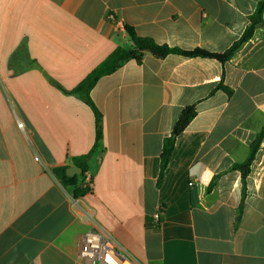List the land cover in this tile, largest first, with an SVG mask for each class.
<instances>
[{"label":"crops","instance_id":"0c3cea01","mask_svg":"<svg viewBox=\"0 0 264 264\" xmlns=\"http://www.w3.org/2000/svg\"><path fill=\"white\" fill-rule=\"evenodd\" d=\"M260 1L0 0V264H85L94 226L135 264H264V139L244 197L235 169L264 126V23L225 63L146 52L100 78L98 142L93 109L72 93L132 47L128 26L159 45L223 53ZM190 105L197 114L157 187L164 141ZM89 154L65 186L54 169Z\"/></svg>","mask_w":264,"mask_h":264},{"label":"trees","instance_id":"16d2710c","mask_svg":"<svg viewBox=\"0 0 264 264\" xmlns=\"http://www.w3.org/2000/svg\"><path fill=\"white\" fill-rule=\"evenodd\" d=\"M263 12H264V0H261L257 6L255 13L250 17V22L247 25V28L239 40L234 42L225 52L223 53H212L204 49L196 48L193 50H182L179 48L169 47L168 45H159L151 38L139 36L132 27H126V31L131 39L132 47L124 48L118 47L114 50L102 63H100L87 77L72 90V93L79 96L84 100L94 111L96 116L97 124V142L101 137L100 131V120L101 114L96 108L95 104L91 98V92L100 78L110 75L121 68L130 60H136L140 62L146 52L151 53L157 58H165L169 54H178L184 57H201L209 58L220 61L221 63L227 62L233 54L238 50V48L245 42H247L254 34L255 28L259 24H263ZM226 91L228 88L220 86ZM197 114L196 105H190L186 107L177 123L175 124L172 133L164 141L163 151L161 154L160 162V172L157 181V187H161L165 171L171 160V156L175 147L176 138L181 134L193 120ZM264 139V126L261 131L257 134L255 140L250 146V151L247 159L242 164L235 165V169L241 171V181L243 184L242 195L245 196L246 188V179L250 173L251 165L255 159V155L258 152L261 143ZM90 157V154L87 157L80 158L75 160V164L82 169V175L88 171V164L86 160ZM68 167H60L54 169L55 175L61 180L65 186H76V177H69L67 175ZM214 186V181L211 182L208 190L210 191ZM87 191V188H82L80 186L75 189V196H83Z\"/></svg>","mask_w":264,"mask_h":264},{"label":"built area","instance_id":"2783aa9c","mask_svg":"<svg viewBox=\"0 0 264 264\" xmlns=\"http://www.w3.org/2000/svg\"><path fill=\"white\" fill-rule=\"evenodd\" d=\"M23 129V123H19ZM39 161V157L35 158ZM81 214L92 221L90 213L80 207ZM159 219V214L157 215ZM79 261L85 264H135L133 261L125 257L115 239L106 231L94 226L86 234L83 235L79 247Z\"/></svg>","mask_w":264,"mask_h":264},{"label":"water","instance_id":"95a60500","mask_svg":"<svg viewBox=\"0 0 264 264\" xmlns=\"http://www.w3.org/2000/svg\"><path fill=\"white\" fill-rule=\"evenodd\" d=\"M82 169H80L79 167H76V166H74V165H72V166H69L68 168H67V175L69 176V177H74L75 175H77V174H82Z\"/></svg>","mask_w":264,"mask_h":264},{"label":"rangeland","instance_id":"374dc122","mask_svg":"<svg viewBox=\"0 0 264 264\" xmlns=\"http://www.w3.org/2000/svg\"><path fill=\"white\" fill-rule=\"evenodd\" d=\"M81 181H82V178H81V177H79V184H81Z\"/></svg>","mask_w":264,"mask_h":264},{"label":"bare ground","instance_id":"6f19581e","mask_svg":"<svg viewBox=\"0 0 264 264\" xmlns=\"http://www.w3.org/2000/svg\"><path fill=\"white\" fill-rule=\"evenodd\" d=\"M125 264H129L128 262H126Z\"/></svg>","mask_w":264,"mask_h":264}]
</instances>
